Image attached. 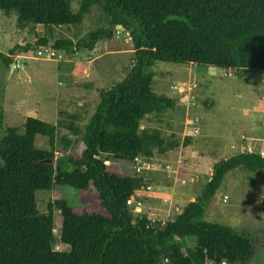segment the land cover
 Instances as JSON below:
<instances>
[{"label":"trees","instance_id":"obj_1","mask_svg":"<svg viewBox=\"0 0 264 264\" xmlns=\"http://www.w3.org/2000/svg\"><path fill=\"white\" fill-rule=\"evenodd\" d=\"M72 2L0 0V10L16 13L22 25L33 22L51 30L82 23L96 5L129 32L134 62L122 80L100 89L84 130L77 112L59 122L72 135H82L81 153L66 152L73 140L65 134L64 152L56 156L57 125L34 116L26 118L23 132L9 126L0 133V264H255L264 230L238 231L209 221L207 208L230 171L264 170L263 154L245 150L216 161L196 198L165 222L133 212L127 201L147 193L145 178L112 170L105 155L133 162L180 146L174 134L142 127L151 115L177 107L175 98L153 89L157 62L232 69L239 75L264 72V0H80L77 12ZM108 34L106 29L91 31L75 44L58 39L54 48L92 50ZM40 42L46 45L47 37ZM30 49L16 44L9 55L0 51V58L10 62ZM37 135L48 137L49 149L36 146ZM64 186L95 193L102 211L78 212L58 198L49 202L47 213H40L36 192ZM55 209L68 251L54 248Z\"/></svg>","mask_w":264,"mask_h":264},{"label":"rangeland","instance_id":"obj_2","mask_svg":"<svg viewBox=\"0 0 264 264\" xmlns=\"http://www.w3.org/2000/svg\"><path fill=\"white\" fill-rule=\"evenodd\" d=\"M79 4L80 0H73V12ZM102 29L109 34L92 50L67 53L54 48L58 39L68 38L75 44ZM43 37L48 39L46 45L40 42ZM16 44H29L31 51H21L10 62L0 58V133L9 126L23 132L26 118L34 116L57 125L56 156L64 152L61 137L65 134L73 140L66 152L81 153L85 147L82 135H72L59 122L77 112L83 117L79 127L84 130L100 101V89L111 88L127 75L135 57L129 32L96 5L82 23L52 26L51 30L33 22L22 25L16 13L0 10V51L9 55ZM152 70L155 92L175 98L177 107L151 115L142 127H159L165 136L174 134L180 146L165 155L140 156L139 161L112 160L107 155L105 160L114 171L145 178L148 191L135 198L131 208L136 215L145 213L155 222H165L196 198L216 161L245 150L259 152L264 146V72L239 75L232 69L164 61ZM35 144L50 148L48 137L42 135H37ZM36 197L42 214L58 198L67 199L78 212L102 211L95 193L71 186L39 190ZM138 201L142 204L137 209ZM207 216L209 221L229 224L238 231L264 230V173L242 168L230 171L209 203ZM54 219V248L68 251L70 246L61 240L58 209ZM256 264H264V246Z\"/></svg>","mask_w":264,"mask_h":264},{"label":"built area","instance_id":"obj_3","mask_svg":"<svg viewBox=\"0 0 264 264\" xmlns=\"http://www.w3.org/2000/svg\"><path fill=\"white\" fill-rule=\"evenodd\" d=\"M261 154L264 155V153H261ZM135 160H136V161H139V157H137ZM106 163H108V162L106 161ZM138 170H139V168H138ZM148 188H149V187H148ZM135 202H136V199H135V198L129 199V200L127 201V203H128L129 206H132L133 203H135ZM141 204H142V203H141L140 201H138L137 204H135V206H137L136 208H137V209L140 208V205H141Z\"/></svg>","mask_w":264,"mask_h":264},{"label":"crops","instance_id":"obj_4","mask_svg":"<svg viewBox=\"0 0 264 264\" xmlns=\"http://www.w3.org/2000/svg\"><path fill=\"white\" fill-rule=\"evenodd\" d=\"M262 144L264 145V140H261V145H262ZM261 150L264 151V146H263V147L261 146L260 151H261ZM254 151H255V150H254ZM260 151H259V152H260ZM256 152H258V150H256ZM257 172H258V171H257ZM259 172L264 173V170H259ZM256 262H257V260H256ZM255 264H256V263H255Z\"/></svg>","mask_w":264,"mask_h":264},{"label":"water","instance_id":"obj_5","mask_svg":"<svg viewBox=\"0 0 264 264\" xmlns=\"http://www.w3.org/2000/svg\"><path fill=\"white\" fill-rule=\"evenodd\" d=\"M118 26L122 27V25H118Z\"/></svg>","mask_w":264,"mask_h":264}]
</instances>
